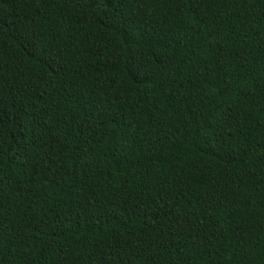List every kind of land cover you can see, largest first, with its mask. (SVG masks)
I'll return each mask as SVG.
<instances>
[{
	"label": "trees",
	"instance_id": "obj_1",
	"mask_svg": "<svg viewBox=\"0 0 264 264\" xmlns=\"http://www.w3.org/2000/svg\"><path fill=\"white\" fill-rule=\"evenodd\" d=\"M0 264H264V0H0Z\"/></svg>",
	"mask_w": 264,
	"mask_h": 264
}]
</instances>
